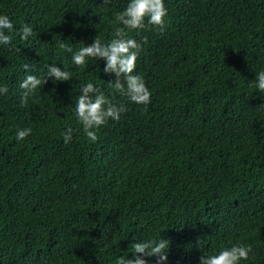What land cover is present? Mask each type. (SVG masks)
<instances>
[{
	"label": "trees",
	"instance_id": "trees-1",
	"mask_svg": "<svg viewBox=\"0 0 264 264\" xmlns=\"http://www.w3.org/2000/svg\"><path fill=\"white\" fill-rule=\"evenodd\" d=\"M128 3L0 0L15 28L0 44V264H117L133 258V242L160 238L163 264H199L240 244L251 246L240 264H264V92L255 87L264 0H163L162 30L147 18L126 30L141 44L132 74L151 92L147 105L109 87L103 59L72 62L96 36L113 38ZM24 24L27 40L17 34ZM48 65L71 79L47 78L22 106L20 83L44 80ZM87 82L126 109L93 129L95 142L74 113Z\"/></svg>",
	"mask_w": 264,
	"mask_h": 264
},
{
	"label": "clouds",
	"instance_id": "clouds-1",
	"mask_svg": "<svg viewBox=\"0 0 264 264\" xmlns=\"http://www.w3.org/2000/svg\"><path fill=\"white\" fill-rule=\"evenodd\" d=\"M104 2L106 3L107 0ZM166 15L167 9L163 0H129L127 7L114 15L113 22L118 26L115 27L113 38L109 42L104 43L96 36L90 45H84L75 52L63 41L59 43V47L67 52H73L72 62L76 66H84L87 58L103 59L105 61L104 73L115 74V80L108 83L109 87L127 96L134 103L147 105L150 103L151 92L139 75L132 74L141 44L128 38L126 30L143 28L146 18L149 25L162 30L165 27ZM5 30L11 33L15 31V28L8 16L0 15V44L9 45L12 36L5 34ZM17 34L20 35V39L27 40L30 35H33V29L24 24L21 25ZM23 67L28 69L29 65L25 64ZM49 77L54 78V81H68L71 79V73L61 70L56 65H48L44 80L35 75H26L19 85L23 90L20 98L22 106L27 104L29 96ZM255 87L258 91L264 92V70L257 73ZM7 90L6 86L0 87V94L6 93ZM125 110L123 106H117L107 99L92 82L81 86V93L74 107L77 120L82 124L86 136L93 142L98 139L93 129L105 125L109 119L118 121ZM30 133V128L18 130L16 139L22 140ZM62 136L64 143H69L72 138V129L68 128ZM197 245L203 249L205 241L198 237ZM131 246L133 258L120 257L117 264H146L143 258L145 256L157 257L156 264H163L167 260L169 241L166 239L133 242ZM250 252V245H232L215 254L202 253L199 257V264H240V261L248 259Z\"/></svg>",
	"mask_w": 264,
	"mask_h": 264
}]
</instances>
